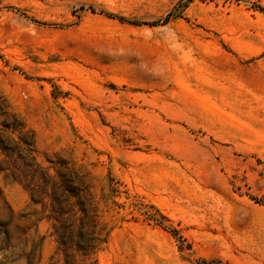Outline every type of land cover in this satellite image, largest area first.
Returning <instances> with one entry per match:
<instances>
[{"label": "rangeland", "instance_id": "374dc122", "mask_svg": "<svg viewBox=\"0 0 264 264\" xmlns=\"http://www.w3.org/2000/svg\"><path fill=\"white\" fill-rule=\"evenodd\" d=\"M0 264H264V0H0Z\"/></svg>", "mask_w": 264, "mask_h": 264}]
</instances>
